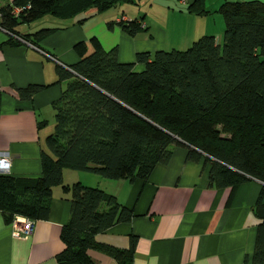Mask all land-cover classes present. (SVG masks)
<instances>
[{"label":"trees","instance_id":"trees-1","mask_svg":"<svg viewBox=\"0 0 264 264\" xmlns=\"http://www.w3.org/2000/svg\"><path fill=\"white\" fill-rule=\"evenodd\" d=\"M124 2L136 1L11 0L0 7V27L8 39L18 41L17 35L33 43L51 28L20 33L18 23L46 13L59 18L90 14ZM15 5L22 7L17 15L11 13ZM185 9L209 11L203 0H189ZM216 11L223 19L220 43L211 33L201 34L185 48L137 51L133 61H120L115 47L104 49L91 38L89 52L82 42L74 45L79 57L69 68L56 65L64 86L51 103L53 125L40 150V173H0V211L5 221L46 218L51 187L61 184L70 207L59 231L64 244L56 254L59 264H94L88 247L128 264L134 242L132 237L119 248L94 239L113 222L128 220L131 211L98 186L62 184V167L111 179H144L155 163L168 159L175 144L186 147V158L201 156L209 163L208 182L214 187L250 177L262 182L253 204L258 222L250 260L264 264V2L223 0ZM142 17L117 23L133 34L142 27ZM42 86L16 91L28 99Z\"/></svg>","mask_w":264,"mask_h":264},{"label":"crops","instance_id":"crops-1","mask_svg":"<svg viewBox=\"0 0 264 264\" xmlns=\"http://www.w3.org/2000/svg\"><path fill=\"white\" fill-rule=\"evenodd\" d=\"M10 1L0 0V7ZM222 1L215 0L210 7L209 0H203L209 10L204 14L179 11L191 20L209 21L201 34L211 33L220 43L223 19L216 8ZM140 14L142 27L133 34L117 23ZM41 27L51 29L33 43L14 36L18 41L8 39L9 33L0 27V151L8 153L7 173L15 177L40 173V150L53 125L51 103L64 86L55 67L69 68L78 59L77 42L85 44L86 52L93 47L91 38L104 49L115 47L120 61H133L137 51L165 48V30L154 28L146 14L133 6L119 4L68 18L46 13L18 23L15 29L26 33ZM179 39L184 45L190 37L185 32ZM137 67L141 64L135 62ZM28 84L43 86L28 99L19 97L16 88ZM186 150L173 145L168 159L155 163L144 179H111L62 167V184L79 181L98 186L131 211L128 220L113 222L94 235L96 241L119 248L127 247L134 237L128 264H253L250 253L258 222L253 204L262 182L250 177L234 186L214 187L208 182L209 163L201 156L186 158ZM69 207V192L61 184L53 185L47 217L34 219L27 234L12 232L10 220L5 221L0 211V264H59L56 254L64 245L59 231ZM86 251L94 264H120L96 247Z\"/></svg>","mask_w":264,"mask_h":264},{"label":"rangeland","instance_id":"rangeland-1","mask_svg":"<svg viewBox=\"0 0 264 264\" xmlns=\"http://www.w3.org/2000/svg\"><path fill=\"white\" fill-rule=\"evenodd\" d=\"M135 3L124 2L121 6H133L136 9L146 14L148 21L154 28L160 27L165 30L163 43H165L164 49L174 48H185L190 44V42L201 35L202 29H206V25L209 21H203L200 17L199 19H192V17H187V15L182 16L180 14V9L185 10V5L187 0H135ZM215 0H209V6L212 7ZM208 4V1H207ZM119 5V4H117ZM162 7H165L164 9ZM168 7V10L166 9ZM187 14V13H185ZM203 27V28H202ZM211 26L210 29H212ZM189 35L190 40L187 44L182 45L180 39L183 33ZM207 34V33H206ZM171 43V44H170ZM175 44V46H173ZM134 69H139L134 68ZM47 110H43L42 113H46ZM50 124L52 123V118H50Z\"/></svg>","mask_w":264,"mask_h":264},{"label":"built area","instance_id":"built-area-1","mask_svg":"<svg viewBox=\"0 0 264 264\" xmlns=\"http://www.w3.org/2000/svg\"><path fill=\"white\" fill-rule=\"evenodd\" d=\"M22 7L20 6H12L11 8V13L13 15H17L18 12L21 10ZM14 37L22 40V38H20L17 35H14ZM24 41V40H22ZM26 42V41H24ZM9 155L6 151L1 150L0 151V173H7L8 172V168H9ZM10 224H11V230L12 232H14L15 234L17 233H29L32 225H33V220L30 217L27 216H14L11 220H10Z\"/></svg>","mask_w":264,"mask_h":264}]
</instances>
